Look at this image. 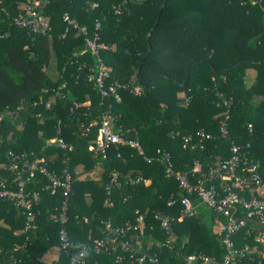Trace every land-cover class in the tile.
<instances>
[{"label":"trees","instance_id":"trees-1","mask_svg":"<svg viewBox=\"0 0 264 264\" xmlns=\"http://www.w3.org/2000/svg\"><path fill=\"white\" fill-rule=\"evenodd\" d=\"M1 1L10 15H18L24 3L35 0ZM38 1L50 20V30L33 41L26 30L9 26L0 15V184L15 185L14 163L19 168L44 158L55 175L68 169L73 176L66 224L71 246L65 252L59 249L56 208L61 193L44 190L48 183L38 175L26 184L28 192L40 197L34 208V229L25 231L22 210L0 199V264H42L38 259L53 247L59 251V264H77L80 252L87 264H138L118 247L95 248L106 233L127 225L138 228L122 240L132 245L141 242L140 251L157 256L163 264H187L191 255L220 260L224 250L212 230L215 214L168 177L165 164L146 163L128 147H111L105 156L90 148L107 114L112 130L137 141L145 156L155 157L157 150L168 153L175 172L190 169L195 161L212 164L228 158L231 142H250L264 177V0H167L160 15L165 0ZM86 2L98 6L89 10ZM123 2V13L117 18L114 7ZM65 13L89 30L96 20L101 22L100 39L109 47L100 54L109 69L107 83L129 87L120 91V102L101 98L87 80L96 65L90 52L72 58L83 49L84 40L74 30L64 33ZM238 64L242 65L228 71ZM248 69L256 72L250 86L245 83ZM137 86L140 95L132 92ZM57 90L60 96L55 98ZM226 110L229 135L222 138L219 127ZM58 127L70 148L67 151L48 144ZM201 130L214 139L205 141L203 150L183 149L182 139ZM97 166L102 168L97 181L76 179L77 167L90 172ZM113 172L119 174V181L107 190ZM126 175L140 182L130 184ZM142 180H149V185ZM183 196L191 199L197 214L179 222ZM171 197L177 204L169 207ZM157 211L175 219L172 245L165 244L172 234L160 229L154 219ZM246 235L241 231L234 241L251 245ZM153 240L160 244L147 247ZM241 264L258 263L244 260Z\"/></svg>","mask_w":264,"mask_h":264},{"label":"built area","instance_id":"built-area-1","mask_svg":"<svg viewBox=\"0 0 264 264\" xmlns=\"http://www.w3.org/2000/svg\"><path fill=\"white\" fill-rule=\"evenodd\" d=\"M86 5L89 10H93L98 6V3L86 2ZM124 5L125 2L114 7V14L117 18L122 15ZM0 15H4L9 26L26 30L31 41L35 39L36 35L46 34L50 30V20L41 11V3L38 0H35L31 4L24 3L23 11L18 15H10L6 8L2 6V1L0 0ZM63 22L66 24L64 33L66 34L69 30H74L77 35L83 38L85 52H90L96 59L95 68H92L87 76V80L92 83L101 98H113L115 101L120 102V91L126 90L129 87L127 84L116 81L107 83L109 70L100 54L102 51H108L109 47L101 42L100 39L101 22L96 20L93 29L89 30L85 25L79 24L67 13L63 15ZM3 36H6V33L1 37ZM76 57L77 55L73 54L72 58ZM61 87L63 88L64 85ZM132 92L140 95L141 89L138 86L133 87ZM58 96L60 94L57 90L54 92L53 97L56 98ZM223 105L227 107L228 102L223 100ZM45 107L49 108L50 103L46 102ZM228 117V110H226L219 127L222 138H228L229 135L227 131ZM89 127L86 131H89ZM248 129L251 133V125H248ZM171 138L174 139L175 136L172 135ZM213 139L214 136L212 134H206L201 130L193 136L184 137L182 139V147L186 149L190 146L191 149L198 148L203 150L204 142L212 141ZM93 143L90 150L103 156L106 155L111 147H128L136 150L146 163H152L153 161L162 162L166 166L168 177H173L182 190L195 194L203 205L212 210L215 214V233L218 235L224 250L222 258L218 260L215 256L191 255L186 258L187 264H241L244 260L251 263L264 264V177L261 175L259 165L252 156L250 142L242 144L231 142L228 158H218L212 164L207 161H204V163L195 161L190 169L180 172L174 171L168 153L157 150V156L147 157L144 155L143 149L137 141L125 139L121 134L114 132L112 130L111 117L107 114L102 116L97 128V138ZM48 144L62 151L70 149L61 137L59 127ZM10 155L13 156L11 153ZM119 156L118 153L117 157ZM13 158L18 159L17 156H13ZM16 167L15 185L8 187L5 183H1L0 199L10 201L14 207L22 210L25 218V231L34 229V208L39 204L40 197L37 192H28L26 184L30 179L38 175L44 177L48 183L44 187V190L50 189L52 194L59 191L62 196L60 206L56 208V219L60 225L58 232L59 249L64 252L67 251L71 246V239L67 232L66 224L68 220V200L71 193L73 176L68 169H63L61 175H55L49 170L44 158L29 163L24 162L19 168L14 163L13 168ZM194 178H196L195 181ZM125 179L130 184L140 182V178L129 179L128 175L125 176ZM118 181L119 174L113 172L106 189L110 190ZM142 182L146 184L147 180H142ZM176 204L177 200L172 197L167 203L169 207ZM180 205V216L182 218L192 217L197 214L189 197H181ZM154 219L164 233L167 235L172 234V224L175 221L172 216L157 211L154 213ZM140 222H142V219H140ZM107 228H109V224H107ZM137 228V225L115 228L111 232L106 233L103 239L97 241L95 248L99 250L109 244L114 246V249L120 248L121 251L128 254L130 260L138 264H163L157 256H152L146 253V251L141 252L140 248H136L129 240H122L131 230H137ZM241 231L247 234V238H251V245L240 244L234 241V237ZM170 240V238H167L165 241L166 246L171 244ZM81 253L83 252H80L75 257L76 263L87 264L84 255H81ZM120 260V258H117V261Z\"/></svg>","mask_w":264,"mask_h":264},{"label":"crops","instance_id":"crops-1","mask_svg":"<svg viewBox=\"0 0 264 264\" xmlns=\"http://www.w3.org/2000/svg\"><path fill=\"white\" fill-rule=\"evenodd\" d=\"M86 52H85V48L83 47V49L81 50H78L77 52H74L73 54H76L77 57L79 56H82L84 55ZM109 70V69H108ZM255 76H256V72L253 70V69H248L246 71V74H245V83L247 86H250L254 79H255ZM60 88V87H59ZM179 98H181L182 100L184 98V94L183 93H180L179 95ZM186 102V100H185ZM184 101L182 102V104L185 103ZM115 132V131H114ZM75 172V175H76V179L79 180V181H85V180H93V181H97L99 178H100V175L102 173V168L100 166H97L95 167L92 171L90 172H84L82 170L81 167H77V169L74 171ZM150 181L147 180V183L145 185H149ZM201 203V202H200ZM202 204V203H201ZM203 205V204H202ZM205 206V205H204ZM206 207V206H205ZM195 208V206H194ZM207 208V207H206ZM196 209V208H195ZM209 209V208H208ZM197 210V209H196ZM183 220V218L180 216L178 218V221L181 222ZM142 228V227H140ZM212 230L213 232L216 231V225L213 221V227H212ZM15 235H18V234H21V231H15L14 232ZM141 234H143V231L141 229ZM174 236V234H172V237ZM152 243H154L155 245H158L160 244L159 241H149L146 246H150ZM141 242H136V248H140L141 249ZM59 259H60V254H59V251L56 247H53L51 249H49L47 252H45L39 259L38 261L42 264H59ZM15 263V262H14Z\"/></svg>","mask_w":264,"mask_h":264},{"label":"water","instance_id":"water-1","mask_svg":"<svg viewBox=\"0 0 264 264\" xmlns=\"http://www.w3.org/2000/svg\"><path fill=\"white\" fill-rule=\"evenodd\" d=\"M166 2H167V0H165V2L162 4V6H161V8H160V10H159V15L161 14V12H162V10H163V8H164ZM156 27H157V24L155 23L154 26H153V29H155ZM142 62H143V61H141L140 64H139V66H138V70H137V74H136L137 78L139 77V73H140V70H141ZM241 65H242V64H238V65H236L235 67H233L232 69H230V70H228V71H233V70H235L236 68H238V67L241 66ZM187 81H188V74H187V76H186L185 81L183 82V85H186V84H187ZM146 84H147V83L142 84V85L145 86Z\"/></svg>","mask_w":264,"mask_h":264},{"label":"rangeland","instance_id":"rangeland-1","mask_svg":"<svg viewBox=\"0 0 264 264\" xmlns=\"http://www.w3.org/2000/svg\"><path fill=\"white\" fill-rule=\"evenodd\" d=\"M183 105H185V103H184ZM175 239H176V236L174 235V236L171 238V240H170V241H171V242H170L171 245H172V241H175Z\"/></svg>","mask_w":264,"mask_h":264},{"label":"clouds","instance_id":"clouds-1","mask_svg":"<svg viewBox=\"0 0 264 264\" xmlns=\"http://www.w3.org/2000/svg\"><path fill=\"white\" fill-rule=\"evenodd\" d=\"M81 255H84V253H81Z\"/></svg>","mask_w":264,"mask_h":264}]
</instances>
